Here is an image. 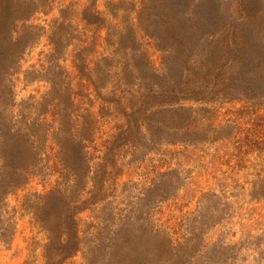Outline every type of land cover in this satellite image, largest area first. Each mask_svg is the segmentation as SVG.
I'll return each mask as SVG.
<instances>
[{"label":"trees","instance_id":"obj_1","mask_svg":"<svg viewBox=\"0 0 264 264\" xmlns=\"http://www.w3.org/2000/svg\"><path fill=\"white\" fill-rule=\"evenodd\" d=\"M84 1L61 4L54 18L36 24V16L48 15L56 0H0V241L10 244L15 230L7 197L37 180L42 192L26 194L21 208L44 234L42 264H65L80 250L75 217L100 202L97 186L109 180L107 166L99 167L101 185L86 192L92 170L88 150L101 122L111 120L121 124L115 122L105 158L125 146L135 149L134 160L142 162L154 151L153 161L163 162L168 153L163 147L204 144L208 131L216 133L211 141L222 143L251 178L248 196L264 201V141L230 135L225 128H239L232 121L210 125L199 113L211 111L183 106L211 104L220 96L264 110V9L258 11L259 27L228 38L232 26L217 28L212 0H107L104 12L99 0ZM136 29L164 57L162 73L140 50ZM222 35L227 39L220 43ZM42 42L47 52L22 71L25 56ZM19 75L25 85L42 84L44 91L16 102ZM253 153L254 164L248 162ZM180 185L176 170H153L144 188L125 185V199L131 187L137 191L127 213L108 208L103 216L111 219L107 225H114L119 241L109 253L125 245L123 264H239L248 257L264 264V229L245 234L239 243H226L224 234L205 240L207 227H220L234 214L223 195H201L182 240L173 226L161 224L158 209ZM23 264H37L34 251Z\"/></svg>","mask_w":264,"mask_h":264},{"label":"rangeland","instance_id":"obj_2","mask_svg":"<svg viewBox=\"0 0 264 264\" xmlns=\"http://www.w3.org/2000/svg\"><path fill=\"white\" fill-rule=\"evenodd\" d=\"M106 1L99 0L97 2L98 9L101 12L105 11ZM69 2L84 4L85 1L56 0L52 11L46 16L37 15V20L35 19L34 23L39 24L43 20L49 22L57 15V8L61 4ZM212 2L214 7L216 6L218 9L215 22L217 28L223 29L228 24L232 26L230 33L232 35H228V38L233 35L237 38L239 29L253 30L259 27V16L257 15L258 11L264 9V0H212ZM244 14H246L245 17H243ZM250 14L256 17L248 18ZM248 20H251V25H249ZM234 30H237L236 35L233 33ZM136 32L140 50L146 54L151 67L162 73L164 57L157 50L152 40L145 37L139 29H136ZM223 35L219 39L220 43L227 39L226 36L223 38ZM43 43L25 56L21 63L22 71L28 69L31 65L37 64L38 60L42 58V53L47 52V48ZM66 66L75 82H79L75 78L74 71L69 63ZM37 91L43 92L44 86L42 84L27 86L22 80V75L18 76L14 87L16 102H20ZM215 100L211 104L184 102L183 106L211 111L208 114L205 111L199 113L210 120V125L218 126L227 120L232 121L239 128L236 127V131L231 128L234 125L225 128V132L230 135L237 132L238 138L252 136L264 141L263 109L246 104L244 100L234 101L231 98L223 99L220 96L216 97ZM115 122L121 124L119 121ZM115 122H112V120L101 122L95 141L88 150L92 170L90 171L91 180L87 183L88 190L86 192L89 190L91 192L93 190L91 187L94 184L101 185L100 180L103 173L98 169L99 167L107 166L109 180L105 186L102 185V188L97 186L99 190L96 192L100 191V197H98L100 202L89 206L76 215V231L81 247L65 264H123L121 255L125 245L122 248L119 246V250L115 252V255L109 253L112 246L115 247L119 241L115 239L116 236L113 233L115 232L114 225H107L110 222L108 220L111 219H103V216L108 208H113L112 212H116L118 215L127 213L128 207L126 204L135 201L137 191H132L131 187V190L129 189L126 192L127 199H125L121 189L130 184H138L144 188L150 183L153 170H160L161 172L176 170L180 177L181 185L174 196L165 200L161 208L158 209L161 212L160 217H158L161 224L166 222L167 225L173 226L178 232L180 240L185 236L184 224H188L189 221L191 222V218L196 216L201 195L206 193L223 195L224 201L234 207V214L228 221L222 222L220 227H207L205 229L206 241L211 243L216 241L221 234H224L226 243H239L245 234H257L259 230L264 229V201H254L248 196L250 190L247 183L251 178L245 172L240 171L236 161L231 160L227 155L222 143L211 141L212 138L218 137L216 133L208 131L206 137L203 136L204 144L163 147L162 149L168 152L165 157H161V159H164L163 162L161 160L153 161L154 155L157 153L154 151L144 156L142 162L138 158L134 160L137 156L135 149L125 146L114 150V153L105 158L106 146L116 133L114 131ZM226 147H229V143ZM248 162L252 164L257 162L254 153L248 158ZM102 169L105 170V168ZM45 186H48V184ZM34 192H42V186L37 180H32L28 187L7 197L6 203L10 217L15 223V230L10 244H4L0 241V264H23L25 260L30 259L33 251L35 257H37V264H42L43 258H41L40 246L46 243L44 234L35 226L31 214L22 211L21 208L23 197ZM82 197L87 199L89 196L84 193ZM183 218L184 221L180 222ZM106 221L108 222L106 223ZM112 221L115 224L118 220L113 219ZM179 222L181 225H179ZM125 249L127 248L125 247ZM127 254L128 262H130L131 257L129 253ZM243 255L245 256V253L240 251V256ZM239 264H252V260L248 257L247 261Z\"/></svg>","mask_w":264,"mask_h":264}]
</instances>
